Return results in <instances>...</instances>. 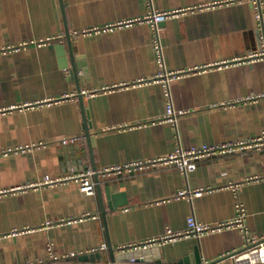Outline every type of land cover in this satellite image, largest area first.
<instances>
[{
    "label": "crops",
    "instance_id": "0c3cea01",
    "mask_svg": "<svg viewBox=\"0 0 264 264\" xmlns=\"http://www.w3.org/2000/svg\"><path fill=\"white\" fill-rule=\"evenodd\" d=\"M150 10H182L157 31L164 69L182 72L168 96L153 80V30L137 21ZM256 12L249 0H0V264H233L246 242L237 228L118 247L183 230L190 216L229 221L238 202L248 234L264 238V147L204 158L186 174L124 167L259 135L264 98H244L264 91V61H235L260 48ZM84 171L100 193L79 191L73 175ZM195 189L204 192L176 196Z\"/></svg>",
    "mask_w": 264,
    "mask_h": 264
},
{
    "label": "built area",
    "instance_id": "2783aa9c",
    "mask_svg": "<svg viewBox=\"0 0 264 264\" xmlns=\"http://www.w3.org/2000/svg\"><path fill=\"white\" fill-rule=\"evenodd\" d=\"M251 3L256 4V20H257V27L259 31V41H260V48L258 51L249 52L247 55L243 57L235 59V61H246L248 63H253L255 61L262 60L264 61V22H263V12L261 11V0H249ZM182 13V10H171V11H159V10H150L148 14H146L143 18L137 19L140 22H146L150 25L153 30V42H154V50H155V58L158 62L159 71L154 76L153 80L159 81L162 83L164 87V91L168 96L167 91V83L171 79L175 77H179L182 74L181 71H167L164 69L163 63L161 61V47L158 39V25L165 21L170 17L178 16ZM131 21H127L125 23H118V25L127 24ZM107 28V27H106ZM109 28V27H108ZM105 29V28H103ZM98 28L87 29L82 32H91L97 31ZM44 41H40L37 44H42ZM28 43H23L27 45ZM13 47L6 46L1 50H10ZM227 62H224L220 65H223ZM259 98H264V91L254 95V96H247L244 100H257ZM164 119L172 124L175 123V112L172 108V104L170 100H168ZM256 148L261 149L264 147V129H262L257 137L247 139L246 141L238 142V143H225L221 145H203L201 147H191L187 149H178L174 153H170L164 157H158L155 159H150L148 161H136L131 162L124 165L125 168L136 167V168H143L145 165L148 164H155L159 163L161 165H165L167 167H175L183 174H186L188 171H192L195 168V165L198 161L208 158L215 155L231 153L236 149L241 148ZM120 170V166H114L111 168H106L102 172L107 173L110 171H118ZM93 173L90 171L79 172L73 175V178L76 179L79 183V191L86 195H91L94 193L96 181L93 180L92 175ZM46 182H53V181H46ZM7 191L0 189V196L4 195ZM204 192L203 189H195V190H181L177 192V197H192V196H199ZM237 211L238 214L234 219L229 221H223L215 224H202L198 223L193 216L187 218V225L186 228L179 231H173L171 229H167L163 234L149 239L148 241L141 242L134 245H126L122 247H118V251L121 252H131L134 249H146L151 245L158 244L162 245L169 242H174L182 238H186L189 236L193 237H200L207 233H213L215 231L224 230V229H232L237 228L241 231L245 238V248L242 252H234L229 254L232 258L233 264H255L260 263L264 264V238L262 236H258L256 234H248L247 226L245 224V209L242 203H237ZM106 245L102 244L99 250H105ZM48 252L49 257L48 260H55L58 262L57 258L52 253V245H48ZM74 254L63 256L62 261L68 260ZM130 261H134L135 258L130 256ZM38 264H47L46 262H39Z\"/></svg>",
    "mask_w": 264,
    "mask_h": 264
},
{
    "label": "water",
    "instance_id": "95a60500",
    "mask_svg": "<svg viewBox=\"0 0 264 264\" xmlns=\"http://www.w3.org/2000/svg\"><path fill=\"white\" fill-rule=\"evenodd\" d=\"M67 37H68V41L70 42V39H69V35H68V33H67ZM72 71L74 72V74H75V69L73 68L72 69ZM86 137L88 138V133H86ZM89 141V140H88ZM90 150H91V148H90ZM97 186V190H98V192L100 193V190H99V184H97L96 185ZM100 199V198H99ZM194 253L196 254V250L194 249ZM113 255V254H112ZM193 256V255H192ZM84 256H82V257H79V259H84L83 258ZM198 257L197 256H195V260L197 261V264H200V259H197ZM186 260V259H185Z\"/></svg>",
    "mask_w": 264,
    "mask_h": 264
}]
</instances>
